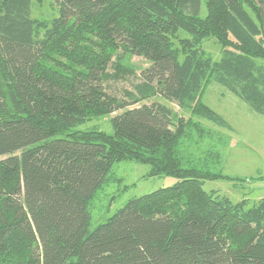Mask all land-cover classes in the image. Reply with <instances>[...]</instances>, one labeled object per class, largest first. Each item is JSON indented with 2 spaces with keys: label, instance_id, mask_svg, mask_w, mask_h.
<instances>
[{
  "label": "trees",
  "instance_id": "16d2710c",
  "mask_svg": "<svg viewBox=\"0 0 264 264\" xmlns=\"http://www.w3.org/2000/svg\"><path fill=\"white\" fill-rule=\"evenodd\" d=\"M40 3L0 0V264H264V198L204 192L223 176L198 168L186 133L204 136L193 119L228 129L201 101L211 83L264 116V0H54L41 20ZM118 51L149 64L128 100L105 92L134 76ZM100 116L110 135L75 131ZM125 160L178 182L90 231Z\"/></svg>",
  "mask_w": 264,
  "mask_h": 264
},
{
  "label": "rangeland",
  "instance_id": "374dc122",
  "mask_svg": "<svg viewBox=\"0 0 264 264\" xmlns=\"http://www.w3.org/2000/svg\"><path fill=\"white\" fill-rule=\"evenodd\" d=\"M53 2L54 0H41L40 4H33V17L40 20L51 18ZM202 47L214 61L220 58V46L213 40L203 42ZM117 55L125 67L129 70L133 69L134 76L123 73L119 79H108L104 83L105 92L110 97L128 100L127 94L132 92L133 85L138 82L140 70L145 69L149 64L141 57L129 56L121 51H118ZM109 73H112V69H109ZM153 101L161 100L155 98ZM201 101L228 125V129L221 128L207 121L193 119L199 123L200 130L205 132L204 136L198 138L199 132L193 129H188V132L186 130V133L191 135L187 150L195 162H199L198 168L223 176L220 179L205 181L202 190L206 193L216 191L226 196L232 203L248 200L249 205H252L264 198V116L253 113L235 96L212 83L204 88ZM149 103L148 101L144 104ZM168 106L178 115L189 117L177 107L170 104ZM114 115L116 114L111 116ZM111 116L94 118L75 131L95 130L110 135ZM209 153H218V159L210 160ZM149 172L148 165L126 160L116 163L111 169L108 180L90 203L89 230L93 231L104 223L130 199L172 187L178 182L172 176L148 177Z\"/></svg>",
  "mask_w": 264,
  "mask_h": 264
}]
</instances>
